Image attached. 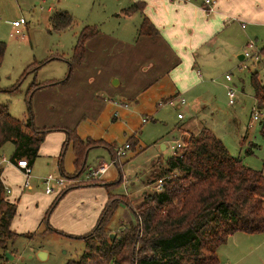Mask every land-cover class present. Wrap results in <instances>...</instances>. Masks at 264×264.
<instances>
[{
    "label": "crops",
    "instance_id": "1",
    "mask_svg": "<svg viewBox=\"0 0 264 264\" xmlns=\"http://www.w3.org/2000/svg\"><path fill=\"white\" fill-rule=\"evenodd\" d=\"M38 1L40 8L47 12L49 24L50 16L57 7L69 9L62 0ZM135 1H143L144 7L130 13L122 11ZM89 4L101 7L104 17L97 25L99 31L86 40L83 60L74 64L68 79L67 65L62 72L49 73L40 80L34 78L36 81H50L37 88L32 96L36 124L41 127H57L47 133L40 154L33 163L36 182L40 180L39 175L54 170L57 171L56 175L74 177V184L87 181L85 176L89 167L98 165L102 160L106 161L108 153L113 158L115 155L112 150L129 140L132 146L128 154L121 157L126 162L148 146L155 145L157 141L152 140L154 137L164 135L162 131L157 133V130L154 136L150 133L151 121H166L167 107L184 106L191 113V119L187 118L185 110L178 111L180 121L167 131V135L174 134L173 138H163L160 142L164 154L170 147V140H176L175 135L179 134V129L186 128L193 133L209 126L203 115L210 111L206 102L210 101L209 93L214 88L219 64L234 61L238 56L242 60L241 68L251 70L250 64L246 62L248 56L244 54L247 42L255 38L261 47L264 45V0H216L215 9L211 12L205 10L204 0H78L76 5L83 8ZM146 16L157 27L155 33L139 32ZM22 25L24 29L25 24ZM63 56L55 55L41 62L37 74L53 59ZM263 58L252 59L258 67ZM54 66L61 68L60 65ZM226 80L231 81L227 77ZM174 95H183L188 101L181 104L178 101L175 105L165 102V99ZM179 112L185 113L180 117ZM193 119L199 120L200 124L191 122ZM255 120H260L262 124L264 114ZM71 129L83 138L91 137L105 142L90 147L88 168L79 172L73 141L68 143L61 156ZM260 146L259 143L254 145L253 152ZM41 154L48 166H40ZM8 159L3 156L0 166L4 169V183L13 192L5 176L7 161L12 163V167L7 169L9 173L23 178V181L25 174L17 159L13 160L12 156ZM261 165L264 169V162ZM110 168L100 177L99 182L78 184L76 186L81 188L69 192L76 200L70 203L74 209L89 205L84 215L83 212L75 213L79 217L81 231L94 226L109 199L105 183L114 180L105 175ZM23 183L22 192L30 188ZM145 186L144 182V190ZM20 197L21 193H17L7 198L18 204Z\"/></svg>",
    "mask_w": 264,
    "mask_h": 264
},
{
    "label": "rangeland",
    "instance_id": "2",
    "mask_svg": "<svg viewBox=\"0 0 264 264\" xmlns=\"http://www.w3.org/2000/svg\"><path fill=\"white\" fill-rule=\"evenodd\" d=\"M62 1L69 6L67 9L69 8L68 11L73 14L75 22L58 30L49 24L47 12L40 8L38 0H0V40L7 43L6 55L0 69V104L7 102L12 114L20 118H27L31 114L30 105H32L34 113L33 99L30 103L27 97V90L35 80L34 78L42 79L49 73L62 72L64 68L66 69V65L69 70L71 58L69 54L73 51L81 29L88 23L99 25L100 20H103L104 12L101 7L89 4L79 8L76 5L78 0ZM62 9L64 8L57 7L55 11ZM22 16L27 21L22 34H12L13 21ZM21 27L23 28V25ZM55 55L64 56L56 58L57 60L53 59L41 68L38 74L36 72L38 68L30 70L21 79L19 88L10 90L9 87L17 83L28 65L31 69L44 60H48L49 56L51 58ZM252 58L248 57L246 61L247 64H250L251 70L241 68L242 60L238 56L234 61H225L219 64L220 69L214 77V88L209 93L210 101L206 102L210 111L203 115V118L209 125L208 127L214 129L223 138L234 154H241L247 164L258 168L262 167L261 164L264 162V131L261 121L255 120L252 113L259 107L251 80V72L258 71L260 78L264 80V58L258 67ZM54 65H60L61 68ZM227 73L232 74L231 81L226 80ZM229 85L236 92L234 103L230 102ZM179 110H185L187 118L191 119V113L184 106L181 108L167 107L166 121L150 122L152 123L150 133L153 136L155 130L157 133L162 131L161 134H164L159 138L152 139H155L154 142L157 141V143L143 149L126 162L122 161V157L119 164H111V168L105 176L107 178L111 176L115 184L109 191L119 194L118 197H126V199L118 200V205L110 219L108 228L112 231L111 233L120 231L124 222L136 219L132 204L135 208L138 207L145 199V195L156 189L155 181L159 177L158 173L166 165V161L162 157L166 160L170 155L176 153V150L171 146L175 140H170V147L164 151V154H162L160 142L163 138H173L174 134L167 135V131L180 121ZM260 111L264 114V109H260ZM191 122L200 124V121L196 119ZM249 124L252 126L248 127ZM190 133L188 129L182 128L179 129V134L176 133L178 135H175V138L185 141ZM252 142L259 143L261 146L254 152L248 153L247 149ZM13 146L12 141H7L4 144L0 151V162L3 156L11 158ZM161 154L162 157H159ZM39 159L40 166H48L43 154ZM111 160V155L106 154V161L111 162ZM5 167L9 169L12 167V163L7 161ZM7 169L5 176L14 191H6L5 195L10 199V195L21 193V197L18 202V212L13 219V229L18 232V235L10 239L6 246H0V264H67L69 259L81 256L87 245L86 238L81 235L91 227L81 231L78 224L79 217H76L75 213L83 212L84 215V212L88 211L89 205L74 209L70 203L76 200L69 194L70 191L81 188V186H73L51 206L62 188L57 187L55 191L47 192L43 182L45 175H39L41 181L37 179L36 182L33 171L32 186L22 192L24 179L9 173ZM53 172L57 174L56 170ZM143 181L146 184L145 190ZM80 208L81 210H79ZM43 248L48 251V256L45 258L39 254V250ZM218 254L219 262L217 264H264V231L233 233L226 242L219 246Z\"/></svg>",
    "mask_w": 264,
    "mask_h": 264
},
{
    "label": "trees",
    "instance_id": "3",
    "mask_svg": "<svg viewBox=\"0 0 264 264\" xmlns=\"http://www.w3.org/2000/svg\"><path fill=\"white\" fill-rule=\"evenodd\" d=\"M143 7V1H135L122 11L130 13ZM50 22L53 28L62 29L73 24L75 18L70 11L62 9L51 14ZM98 31L95 24H86L81 29L73 46L66 79L71 75L74 64L83 60L86 40ZM156 31L157 27L146 16L139 32ZM6 49V41L0 40V67ZM261 50L264 56V45ZM38 65L31 69L28 65L17 83L9 87L10 90L19 88L21 79ZM251 80L258 107L264 108V81L258 71L252 73ZM49 82L35 79L27 90L30 103L34 91ZM30 113L27 118H20L12 114L7 102L0 104V151L11 140L15 143L12 159L26 156L33 165L47 133L57 127L38 126L32 105ZM185 140L186 145L170 155L166 159L167 165L158 173L159 177L166 176L164 187L148 192L136 208L127 200L132 204L136 219L124 222L114 236L108 224L118 200L126 197H118L119 194L109 191V199L97 223L81 235L86 238V249L78 258L69 259L67 264H217L219 246L230 235L237 231H264V169L251 166L241 154H234L210 127L191 133ZM70 141L76 150L78 172L88 168L90 147L105 143L91 137L83 138L71 129L61 156ZM256 144L252 142L247 152H253ZM112 151L117 156V148ZM116 163H120V158ZM3 170L0 166V246H6L18 235L12 228L18 204L5 195ZM99 180L89 179L63 187L51 206L73 186ZM114 184L105 183L108 190Z\"/></svg>",
    "mask_w": 264,
    "mask_h": 264
},
{
    "label": "built area",
    "instance_id": "4",
    "mask_svg": "<svg viewBox=\"0 0 264 264\" xmlns=\"http://www.w3.org/2000/svg\"><path fill=\"white\" fill-rule=\"evenodd\" d=\"M216 5V0H204V8L206 11L211 12L215 9ZM14 29L12 31V34H22L23 28L21 27L22 24H25L27 21L25 17H20L18 19H15L14 21ZM245 56L248 57H253L254 59H261L262 57V50L261 47L258 45L257 41L255 38H251L247 42V48L244 52ZM226 77L228 80H232V74L227 73ZM228 93L230 96V102L234 103L236 99V92L234 88L229 85L228 86ZM179 96V97H178ZM174 95L171 97H168L165 99L167 103L171 105L177 104L178 101L181 103L187 102V99L183 95ZM263 112L260 111V109H255L253 112V117L254 119H258L260 115H262ZM184 115L183 112H179V116L182 117ZM252 124V123H251ZM250 124V125H251ZM171 146L174 148L176 151L180 150L183 146L186 145V140L181 141L180 139H176ZM132 146L131 142L127 140L123 145L119 146L117 149V156H114L111 160V162H107L105 160H102L98 165H94L89 167L88 172L85 176V179H96L100 178L111 166L112 163H116L118 158L124 157L128 154V149ZM17 163L19 166L22 167L24 174H25V181L24 184L26 187H31L32 186V181H31V175L33 173V165L30 163L28 157L23 156L19 159H17ZM166 176H161L158 177L155 181V186L157 189H162L164 187V179ZM79 181V179H78ZM43 182L46 185V191L47 192H53L55 189L58 188H63L67 185L73 184L75 182L74 177H69L66 175H56L53 172L48 173L43 177ZM7 191H10V188L6 186Z\"/></svg>",
    "mask_w": 264,
    "mask_h": 264
},
{
    "label": "water",
    "instance_id": "5",
    "mask_svg": "<svg viewBox=\"0 0 264 264\" xmlns=\"http://www.w3.org/2000/svg\"><path fill=\"white\" fill-rule=\"evenodd\" d=\"M111 234H112L113 236L115 235V233H111ZM39 254H40L41 257L45 258L47 252H46V250L43 249V250H40V251H39Z\"/></svg>",
    "mask_w": 264,
    "mask_h": 264
}]
</instances>
